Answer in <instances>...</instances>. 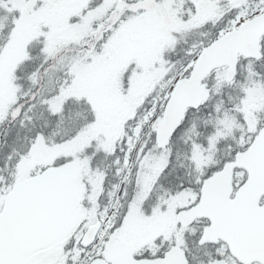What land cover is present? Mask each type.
<instances>
[{
    "label": "snow or ice",
    "instance_id": "1",
    "mask_svg": "<svg viewBox=\"0 0 264 264\" xmlns=\"http://www.w3.org/2000/svg\"><path fill=\"white\" fill-rule=\"evenodd\" d=\"M0 264H264V0H0Z\"/></svg>",
    "mask_w": 264,
    "mask_h": 264
}]
</instances>
